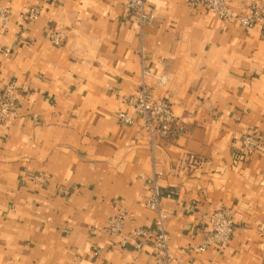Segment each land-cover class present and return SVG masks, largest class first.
Listing matches in <instances>:
<instances>
[{
    "label": "crops",
    "instance_id": "obj_1",
    "mask_svg": "<svg viewBox=\"0 0 264 264\" xmlns=\"http://www.w3.org/2000/svg\"><path fill=\"white\" fill-rule=\"evenodd\" d=\"M256 1L229 4L242 14ZM0 2L11 11L0 19V94L15 80L20 100L14 124L0 126V264H156L150 247L112 248L113 236L94 232L119 208L126 234L150 227L151 179L171 195L162 205L172 264H264L263 27L186 0H147L155 17L142 29L125 0ZM30 5L42 7L34 22L20 17ZM53 29L65 34L60 46ZM145 67L184 122L172 141L152 139L124 102ZM121 111L134 123L120 125ZM247 133L260 147L242 156ZM222 207L235 222L230 243L195 252Z\"/></svg>",
    "mask_w": 264,
    "mask_h": 264
},
{
    "label": "built area",
    "instance_id": "obj_2",
    "mask_svg": "<svg viewBox=\"0 0 264 264\" xmlns=\"http://www.w3.org/2000/svg\"><path fill=\"white\" fill-rule=\"evenodd\" d=\"M55 0H46L54 2ZM191 5H201L212 10L220 20L224 22L235 21L244 28L261 26L264 28V0H258L242 14H235L230 7L229 0H186ZM147 0H125L128 15L133 18L140 29L150 22L155 14L146 8ZM42 13L39 5H30L27 11L20 14V17L27 22L36 21ZM11 11L0 2V19L3 24L9 21ZM50 41L54 45H62L65 34L59 29H53L49 33ZM264 40V30H262ZM11 50H3L5 56L11 54ZM151 75L149 67L143 69V76L137 92L125 99L134 112L144 121L146 129L151 138L162 137L169 141L176 139L185 132L184 122L177 119L172 109V103L167 94L157 98L155 88L146 82V76ZM169 79L167 75L157 76V87L166 89ZM18 84L15 80H9L0 94V126L11 127L18 117L20 104ZM118 123L122 126L134 123L132 115L121 111L118 114ZM260 147V139L254 133L243 135L240 155H251ZM41 180V177L38 178ZM150 194L146 199L147 207L154 213V221L150 227H135L129 234L124 232L129 213L125 208H119L115 215L111 216L102 229L94 228V232L102 230L113 236L116 242L112 248H125L130 241L135 242V248L142 250L150 247L156 264H172L174 257L169 246V233L166 227L168 214L163 209V198L171 195L161 189L155 179L148 181ZM235 231L233 216L226 208H218L209 217V230L202 241V244L194 249L197 253L205 252L208 248L214 247L218 250L224 249L231 241ZM101 249L95 247L94 255L98 256Z\"/></svg>",
    "mask_w": 264,
    "mask_h": 264
}]
</instances>
